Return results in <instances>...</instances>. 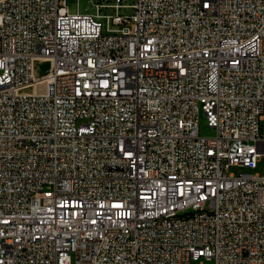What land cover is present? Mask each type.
<instances>
[{"label": "built area", "instance_id": "built-area-1", "mask_svg": "<svg viewBox=\"0 0 264 264\" xmlns=\"http://www.w3.org/2000/svg\"><path fill=\"white\" fill-rule=\"evenodd\" d=\"M91 2L0 0V264H264V0Z\"/></svg>", "mask_w": 264, "mask_h": 264}, {"label": "rangeland", "instance_id": "rangeland-1", "mask_svg": "<svg viewBox=\"0 0 264 264\" xmlns=\"http://www.w3.org/2000/svg\"><path fill=\"white\" fill-rule=\"evenodd\" d=\"M94 1L98 3V2H102L103 0H94ZM66 2H67L70 12L72 13L78 12V7L81 13H95V10H96L91 0H81L79 3V6L76 0H66ZM133 2L134 0H125V4H133ZM121 14L130 16L133 14V10L131 8L122 9ZM48 69H49V63L48 64L43 63L40 65L41 73H45ZM262 124L264 125V121L262 122ZM199 133L202 137H212L214 135V130L211 127H209L207 123V119L203 113L200 114V118H199ZM249 172L263 176L264 175V157L260 159V161L258 162L257 168L254 170L246 169L243 167H232L231 168V173L235 175H239L241 173H249Z\"/></svg>", "mask_w": 264, "mask_h": 264}, {"label": "water", "instance_id": "water-1", "mask_svg": "<svg viewBox=\"0 0 264 264\" xmlns=\"http://www.w3.org/2000/svg\"><path fill=\"white\" fill-rule=\"evenodd\" d=\"M43 64V63H37L36 64V75L37 77H42L44 75H46L48 72H49V69L45 72V73H41V70H40V65ZM48 64V63H46Z\"/></svg>", "mask_w": 264, "mask_h": 264}]
</instances>
